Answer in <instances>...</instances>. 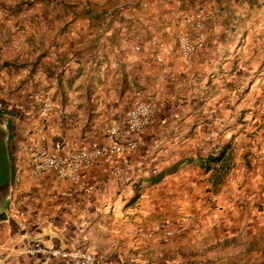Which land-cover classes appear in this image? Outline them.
<instances>
[{
	"label": "crops",
	"instance_id": "crops-1",
	"mask_svg": "<svg viewBox=\"0 0 264 264\" xmlns=\"http://www.w3.org/2000/svg\"><path fill=\"white\" fill-rule=\"evenodd\" d=\"M248 3L0 0V264H58L46 253L28 254L35 242L101 251L107 264H165L173 250L142 238L137 222L171 214L179 205L173 203L176 193L188 200L199 185L204 194L209 182L224 207L215 210L214 229L233 234L232 225L246 223L251 190L245 165L230 175L241 188H231L223 170L228 146L220 161L198 148L205 136L219 144L215 150L231 142L237 114H221V106L227 102L232 109L238 88L258 82L257 57L248 50L264 42V16L251 15ZM199 8L205 9L206 45L186 59L178 38L198 33L189 18ZM221 76L229 78V95L213 100L228 121L226 131L199 104ZM138 91L158 102V121L129 132L126 114ZM113 125L139 141L124 168L131 183L105 159L87 171L88 187L72 197L55 196L76 184L53 169L33 173L36 150H53L57 142L68 150L110 144ZM199 202L201 209L205 203Z\"/></svg>",
	"mask_w": 264,
	"mask_h": 264
},
{
	"label": "rangeland",
	"instance_id": "rangeland-1",
	"mask_svg": "<svg viewBox=\"0 0 264 264\" xmlns=\"http://www.w3.org/2000/svg\"><path fill=\"white\" fill-rule=\"evenodd\" d=\"M248 1L252 10L251 15L264 16V0ZM241 43H244V39H241ZM260 45L258 50L254 49L255 52L248 50L251 59L257 57L255 61L259 68L255 74H258V82L250 87L238 88L239 101L232 109H228L232 104L229 105L227 102H224L220 109L221 114L227 113L228 110L237 114L236 121L232 125L235 134L228 146L226 165L223 170L228 173L225 176L228 186L231 187L235 183L239 190L242 182L238 178L232 183L230 175L232 172L238 173L240 164L245 165L243 171L246 179L250 180L248 185L251 190V207L246 215L247 219L244 220L246 223L241 220L238 225H232L233 234H229L228 231L220 234L216 228L214 229L213 218L215 210L219 208L212 200V197L217 196V191H212L210 182L204 188V194L201 193V185L195 189L196 194L198 193L197 197L196 194L190 197L192 193L189 192L186 195L188 200L185 197L180 199L176 193L172 197L173 203L179 205L172 209L171 214L165 212L156 217L146 216V219L137 222L136 228L144 229L141 231L142 238L160 241L161 244L167 245L163 247L165 251L173 250L171 255L166 257L165 264H264V150H262L264 146V73L261 69L264 65V42H260ZM228 79L221 76L220 81L213 88L206 87L200 95L199 103L200 107H204L202 110L206 112L210 122L215 126L223 127V131L228 130V121L219 115L220 111L215 106L216 100L213 98L219 95L225 100L229 95ZM247 96L250 99L246 98ZM245 102L247 103L244 104ZM218 146L219 144L213 142L210 136H205L200 141L198 149L208 157L212 152L219 153V149L215 150ZM223 182L225 183L224 180ZM199 201L205 203L201 209L199 205L197 206ZM164 222L175 230V234L169 240H165L156 230L157 225H162ZM151 231H154L153 235L149 234ZM219 241H222L221 245ZM225 241H232V243L227 244ZM158 251V253H164V251Z\"/></svg>",
	"mask_w": 264,
	"mask_h": 264
},
{
	"label": "built area",
	"instance_id": "built-area-1",
	"mask_svg": "<svg viewBox=\"0 0 264 264\" xmlns=\"http://www.w3.org/2000/svg\"><path fill=\"white\" fill-rule=\"evenodd\" d=\"M205 9L199 8L196 13L189 18V23L198 30L193 36L183 32L178 38V49L184 58L191 57L198 49L206 45L205 34ZM163 47L164 44L160 43ZM136 49H140L137 45ZM158 60H162V55H157ZM46 109L51 110L52 105L46 103ZM159 104L154 98H145L141 91L136 93L133 104L126 114L125 127L129 132H139L155 125L158 121ZM111 137L110 144L96 146L92 149L68 150L63 143L57 142L54 149L40 148L35 151L33 157V173L37 174L46 169H53L63 180H70L76 187L70 190H61L55 196L72 197L79 190L88 187L87 171L94 167L100 159L114 164L113 169L116 174L124 175V168L130 163L133 152L137 149L139 141L128 138L127 133L121 126L113 125L109 128ZM105 172L108 169H104ZM125 182L131 183L132 178L125 176ZM217 208L223 205L217 202L216 197H212ZM24 214V212H21ZM157 231L165 240H169L175 234V230L167 222L157 225ZM154 231L149 232L153 235ZM30 255L35 253H46L58 259V264H107V256L91 248H64L61 246L47 247L41 242H35L26 248Z\"/></svg>",
	"mask_w": 264,
	"mask_h": 264
},
{
	"label": "trees",
	"instance_id": "trees-1",
	"mask_svg": "<svg viewBox=\"0 0 264 264\" xmlns=\"http://www.w3.org/2000/svg\"><path fill=\"white\" fill-rule=\"evenodd\" d=\"M227 146H230V143H228L224 148H222L218 154L215 155L214 152H212V154H210V160H214V161H220L221 158L225 155ZM210 166L207 167V169H209Z\"/></svg>",
	"mask_w": 264,
	"mask_h": 264
}]
</instances>
